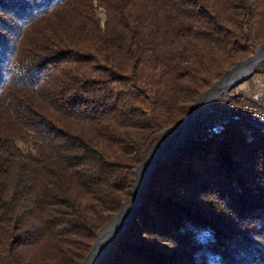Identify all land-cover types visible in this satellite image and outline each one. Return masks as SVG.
<instances>
[{
	"label": "trees",
	"instance_id": "16d2710c",
	"mask_svg": "<svg viewBox=\"0 0 264 264\" xmlns=\"http://www.w3.org/2000/svg\"><path fill=\"white\" fill-rule=\"evenodd\" d=\"M263 44L264 0H0V264H82L156 137ZM257 93L156 168L106 264H264V125L213 123Z\"/></svg>",
	"mask_w": 264,
	"mask_h": 264
},
{
	"label": "water",
	"instance_id": "95a60500",
	"mask_svg": "<svg viewBox=\"0 0 264 264\" xmlns=\"http://www.w3.org/2000/svg\"><path fill=\"white\" fill-rule=\"evenodd\" d=\"M264 62V44L257 48L254 56L250 57L246 61L240 62L234 66L232 70L226 73L223 78L216 82L209 90L203 93L200 98L197 100L195 104H193L190 108L188 117L179 123H177L173 128L165 130L159 137L158 142L154 144L153 149L147 155L146 159L142 162V164L138 167L136 171V182L133 191V197L124 204L123 209L119 216L113 220L111 224H108L103 230L106 232H100L98 235V240L93 246L91 254L86 258L83 264H87L88 261L95 255L96 253H100V251L106 246L117 243L129 230L130 224L140 209L143 201L144 194L146 192L148 183L155 172V169L159 164L169 162L176 154H178L185 146L190 144L193 140V136L202 120H197V114L200 109L203 101L212 93L225 89L226 94L236 88L238 85L244 83L254 76L257 71L259 64ZM182 128L184 138L182 135L175 142L174 146L171 147L168 151H161V147L164 143L177 131ZM179 142L178 146L176 144ZM148 172V176L142 191H139V178L140 176L146 172Z\"/></svg>",
	"mask_w": 264,
	"mask_h": 264
},
{
	"label": "rangeland",
	"instance_id": "374dc122",
	"mask_svg": "<svg viewBox=\"0 0 264 264\" xmlns=\"http://www.w3.org/2000/svg\"><path fill=\"white\" fill-rule=\"evenodd\" d=\"M100 20H101V23L103 24L104 23V21H105V13L103 12V11H101V13H100ZM262 46V45H261ZM260 47V46H259ZM257 50V49H256ZM255 53H256V51H255ZM255 53L252 55V56H254L255 55ZM252 56H250V57H252ZM249 57V58H250ZM248 58V59H249ZM247 60V59H246ZM246 60H244V61H246ZM241 62H243V61H241ZM240 63V62H239ZM264 63V62H263ZM263 63H261V64H263ZM238 64V63H237ZM261 64H259V65H261ZM234 68V67H233ZM232 68V69H233ZM231 69V70H232ZM257 70H258V68H257ZM257 72V71H256ZM228 73V72H227ZM256 74V73H255ZM255 74H254V76L252 77V78H250L251 79V81H249V80H247V81H245L244 83H242V84H240V85H238L236 88H234L235 89V91H236V93H247V95H249V96H251V94H253L254 92H260L259 94L261 95V96H263L264 95V87H263V80H264V76H257V77H255ZM223 78V77H222ZM221 78V79H222ZM254 78V79H253ZM220 79V80H221ZM253 79V80H252ZM219 80V81H220ZM249 81V82H248ZM218 82V81H217ZM214 85V84H213ZM211 88V87H210ZM209 88V89H210ZM208 89V90H209ZM234 89H232L230 92H229V94H226V92H224L223 94H221L220 96H218L217 98H215L213 101H212V103H211V101H207V102H205V103H203L202 104V106L200 107V117H202V119L203 118H205L204 120H202V122L201 123H203L204 121H206V120H208L211 116H212V114L215 112V109H214V106H213V104L215 103V102H217V101H219L220 99H225V98H229L230 97V93L234 90ZM206 92V91H205ZM204 92V93H205ZM262 92V93H261ZM257 93V94H258ZM202 95V94H201ZM200 98V97H199ZM198 98V99H199ZM197 99V100H198ZM197 102V101H196ZM195 102V103H196ZM194 103V104H195ZM193 105V104H192ZM191 105V106H192ZM231 105H238V106H241V105H243V104H237V103H234V102H232V103H230V104H228L227 106H225V108H224V115H222V116H215L214 117V119H213V123H216L217 125H223V122H225L226 120H228L231 116H233V115H239V114H237V113H235V114H233V113H230L229 112V106H231ZM249 105H253V104H249ZM191 106H190V108H191ZM253 106H256V105H253ZM256 107H258V108H264V105L263 106H256ZM190 111V110H189ZM189 114V113H188ZM240 116H242V115H240ZM187 117H188V115H187ZM186 117V118H187ZM243 117V116H242ZM185 118V119H186ZM245 118H249V117H245ZM184 119V120H185ZM251 119V118H250ZM183 120V121H184ZM253 120V119H252ZM254 121H256V120H254ZM181 122V121H180ZM258 122V121H257ZM179 123V122H178ZM260 123V122H259ZM261 124V123H260ZM176 125V124H175ZM174 125V126H175ZM201 125V124H200ZM200 125H199V127H200ZM263 125V124H262ZM173 126V127H174ZM173 127H171V128H173ZM199 127L197 128V130L199 129ZM168 129H170V128H168ZM165 130H167V129H165ZM165 130H163L161 133H160V135L165 131ZM196 130V131H197ZM196 131H195V133H196ZM181 133H182V129H179L178 131H177V133L176 134H174L173 136H171L165 143H164V145L161 147V151H163V152H165V151H168L171 147H173L174 146V144H175V142L179 139V137L181 136ZM195 133H194V135H195ZM160 135H158L157 137H156V140H155V142H154V144L156 143V142H158V137L160 136ZM194 137V136H193ZM154 144H153V146H152V149H153V147H154ZM151 149V150H152ZM150 150V151H151ZM150 153V152H149ZM148 153V154H149ZM147 154V155H148ZM177 155V154H176ZM147 157V156H146ZM146 159V158H145ZM144 159V160H145ZM143 160V161H144ZM142 161V162H143ZM142 164V163H141ZM140 164V165H141ZM162 164H164V163H162ZM139 165V166H140ZM160 165V164H159ZM158 165V166H159ZM157 166V167H158ZM138 169V168H137ZM137 169H136V171H137ZM156 170V169H155ZM153 176V175H152ZM152 178V177H151ZM151 180V179H150ZM135 182H136V179H135ZM150 182V181H149ZM149 184V183H148ZM134 186H135V184H134ZM148 187V186H147ZM133 191H134V187H133V190H132V196L126 201V202H128L132 197H133ZM146 191H147V189H146ZM146 193V192H145ZM145 195V194H144ZM143 200H144V197H143ZM125 202V203H126ZM124 203V204H125ZM124 204L122 205V207H121V209H120V211L114 216V218L108 223V224H111L112 222H113V220L114 219H116L118 216H119V214L121 213V211H122V209H123V206H124ZM142 204H143V201H142ZM142 206V205H141ZM141 208V207H140ZM208 209V208H207ZM216 213V212H215ZM215 213H213V214H215ZM135 217V216H134ZM134 219V218H133ZM133 221V220H132ZM132 223V222H131ZM108 224H106L101 230H99V232L97 233V238H96V240H95V242H94V244L92 245V248H91V250H90V252H89V254L86 256V258L91 254V252H92V249H93V246L95 245V243L97 242V240H98V235H99V233L108 225ZM130 226H131V224H130ZM130 228V227H129ZM238 230V229H237ZM106 232V230H103L102 232ZM129 231V230H128ZM234 231H235V229H234ZM239 231L240 232H243L244 231V229H239ZM126 235V234H125ZM124 235V236H125ZM124 236L117 242V243H115V244H113V246L112 247H110V245H106L101 251H100V253H99V255H98V257H97V261H96V263L95 264H106V262H107V259H108V256L110 255V253H111V251H112V249H113V247L115 246V245H117L123 238H124ZM101 256V257H100ZM86 258H85V260H86ZM85 260L83 261V263L85 262ZM90 261V260H89ZM89 261H88V263H89ZM82 263V264H83ZM87 263V264H88Z\"/></svg>",
	"mask_w": 264,
	"mask_h": 264
},
{
	"label": "built area",
	"instance_id": "2783aa9c",
	"mask_svg": "<svg viewBox=\"0 0 264 264\" xmlns=\"http://www.w3.org/2000/svg\"><path fill=\"white\" fill-rule=\"evenodd\" d=\"M263 87H264V80H263ZM230 113H237L242 115L243 117H249L253 120H256L264 125V108H258L253 105L243 104L241 106L238 105H231L229 106Z\"/></svg>",
	"mask_w": 264,
	"mask_h": 264
},
{
	"label": "bare ground",
	"instance_id": "6f19581e",
	"mask_svg": "<svg viewBox=\"0 0 264 264\" xmlns=\"http://www.w3.org/2000/svg\"><path fill=\"white\" fill-rule=\"evenodd\" d=\"M224 92H225V89H220V90H218V91H216V92L210 94V95H209V96L203 101V103H205V102H207V101H211V103H212V101H213L215 98H217L218 96H220V95L223 94ZM203 103H202V104H203ZM202 104H201V106H202ZM201 106H200V107H201ZM202 117H203V116H202ZM202 117H200V109H199L198 114H197V120H201ZM180 129H182V128H180ZM181 135H182V138H184L183 130H182ZM179 142H180V141H178V143L176 144V146H175L174 148H176V147L178 146ZM148 172H149V171L144 172V173L140 176V178H139V185H138V186H139V191H140V192L142 191V189H143V187H144V184H145L146 179H147V176H148ZM98 255H99V253H96L95 255H93V257L90 259V261H89L88 264H95L96 261L98 260V259H97ZM100 257H101V256H100Z\"/></svg>",
	"mask_w": 264,
	"mask_h": 264
}]
</instances>
